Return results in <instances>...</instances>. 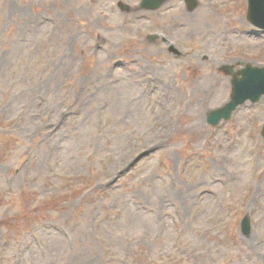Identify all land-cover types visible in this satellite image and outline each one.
I'll return each mask as SVG.
<instances>
[{"label": "rangeland", "instance_id": "obj_1", "mask_svg": "<svg viewBox=\"0 0 264 264\" xmlns=\"http://www.w3.org/2000/svg\"><path fill=\"white\" fill-rule=\"evenodd\" d=\"M141 3L0 0L1 264H263L264 100L208 117L264 31Z\"/></svg>", "mask_w": 264, "mask_h": 264}, {"label": "water", "instance_id": "obj_2", "mask_svg": "<svg viewBox=\"0 0 264 264\" xmlns=\"http://www.w3.org/2000/svg\"><path fill=\"white\" fill-rule=\"evenodd\" d=\"M166 0H142V6L146 9H156ZM189 9L196 5V0H186ZM122 4V3H120ZM126 10L127 5H122ZM247 18L256 26L264 28V0H249ZM227 69V66L224 67ZM232 67L230 66V72ZM238 76L232 79V90L230 94V101L222 107L211 110L208 121L211 124H216L221 118L228 119L231 112L246 100L251 102L257 101L261 96L264 97V66H252L247 64L244 68L237 71ZM262 135L264 137V126L262 128ZM243 232L250 230L248 218L243 220Z\"/></svg>", "mask_w": 264, "mask_h": 264}, {"label": "bare ground", "instance_id": "obj_3", "mask_svg": "<svg viewBox=\"0 0 264 264\" xmlns=\"http://www.w3.org/2000/svg\"><path fill=\"white\" fill-rule=\"evenodd\" d=\"M176 55H180V52H176ZM142 72L141 71H139L138 72V75L139 74H141ZM126 101H120V106H121V108H124L125 106H126ZM119 105V104H118ZM123 113V112H122ZM56 122V121H55ZM55 122H53V123H55ZM52 123V124H53ZM166 189H167V191H166V193L165 194H171L170 192H172L173 190H171L169 187H166ZM202 189V188H201ZM202 192H204L205 194H203V195H198V196H200V200H202V201H204V199H206V197H207V193H209L210 192V190L209 189H202L201 190ZM210 195H213V192L211 191L210 192ZM149 209H153V206H149ZM148 209V210H149ZM257 258L258 259H260L261 260V263L263 262V264H264V254H260V255H258L257 256Z\"/></svg>", "mask_w": 264, "mask_h": 264}]
</instances>
